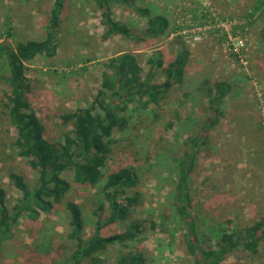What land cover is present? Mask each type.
<instances>
[{
    "label": "rangeland",
    "instance_id": "1",
    "mask_svg": "<svg viewBox=\"0 0 264 264\" xmlns=\"http://www.w3.org/2000/svg\"><path fill=\"white\" fill-rule=\"evenodd\" d=\"M53 0H0V43L14 47L18 42L42 41ZM138 14L130 7L114 6L111 16L142 34L147 20L167 19L162 38L142 37L134 41L119 34L104 36L100 10L89 0H66L55 33L54 52L26 61L25 96L43 126L45 139L60 143L71 130L67 114L91 104L108 72L111 58L134 52L144 77L147 59L160 55L167 63L179 52L187 54L181 84H174L159 105L146 108L130 105L123 130L113 132L111 153L102 170L106 175L129 167L136 175L132 192L138 205L135 219L146 228L141 237L125 246H108L99 264H115L125 251L138 252L144 264H193L182 241L183 224L172 204L176 182L175 159L183 156L192 138L207 120L217 117L214 126L202 135L190 173L191 214L203 243L214 247L223 231L251 226L264 216V0H135ZM8 70L0 62V185L6 205L20 199L9 174L22 176L32 187L36 175L14 147L16 132L10 125L4 97L10 91ZM224 82L229 92L218 111L207 103L203 81ZM153 81H162L160 69ZM209 82V83H210ZM200 141V140H198ZM70 189L49 213L30 218L22 211L11 228V236L1 245L0 264L68 263L75 242L67 239L69 213L66 203L81 208L82 237L94 232L97 217L107 216L100 186ZM150 224L154 226L151 227ZM123 224L102 228L101 235L120 233ZM252 264H264V241L258 254L248 256ZM243 258L227 257L223 264H239Z\"/></svg>",
    "mask_w": 264,
    "mask_h": 264
},
{
    "label": "trees",
    "instance_id": "2",
    "mask_svg": "<svg viewBox=\"0 0 264 264\" xmlns=\"http://www.w3.org/2000/svg\"><path fill=\"white\" fill-rule=\"evenodd\" d=\"M100 10L101 25L105 28L104 36L119 34L134 41L142 37L162 38L167 28V19L154 16L147 20V28L142 34L132 33L125 24L111 16L114 6L132 8L138 14L146 15L147 10L136 7L135 0H89ZM66 0H53L45 37L42 41L28 40L18 42L14 47L0 43V62L8 70L6 83L10 91L3 98V108L8 121L16 132L14 147L17 155L25 159L29 169L36 175L35 184L29 187L22 176L11 173L9 178L20 193V199L13 207L6 205V192L0 185V248L11 236V228L18 222L22 211L30 218L39 213H49L62 201L70 189L68 174L78 186L98 187L105 204L107 216L96 218L93 234L84 239V228L81 208L73 201L66 203L69 213L66 237L75 242L68 263L62 264H99L100 255L108 246L138 240L146 228L141 220L132 215V209L138 205V194L132 192L137 178L129 167H120L106 175L102 170L106 158L111 153V139L114 131L123 130L127 123L124 115L130 105L146 108L159 103L168 97L174 84H181L185 70L187 54L179 51L171 61L165 63L160 55L147 59L149 71L142 76L134 52H123L111 58L107 64L108 72L101 77L100 88L91 104L83 109L67 114L65 120L71 121L72 128L65 133L60 143L45 139L43 126L30 106L25 92L28 84L25 77L26 61L37 55L52 56L54 52L55 33L61 22V15ZM264 35V26L262 28ZM160 69L161 82H154V72ZM207 86V103L218 111L223 98L229 92L224 82H210ZM217 117L208 119L203 127L191 139L190 148L183 156L175 159L176 182L174 184L172 204L179 216L182 229V241L186 254L193 264H223L227 257L243 258L239 264H252L248 256L258 254V245L264 241V216L251 226L235 231H223L214 247L203 243L199 236L197 224L190 212V173L195 167V158L204 141L202 135L206 129L216 123ZM200 140V141H198ZM114 224H123L125 229L120 233L101 235L99 231ZM151 227L154 226L150 224ZM138 252L125 251L119 255L115 264H144Z\"/></svg>",
    "mask_w": 264,
    "mask_h": 264
}]
</instances>
